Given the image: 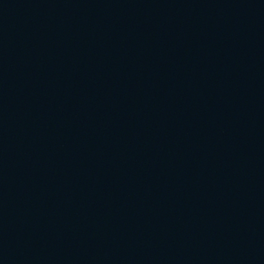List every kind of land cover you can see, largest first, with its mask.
Listing matches in <instances>:
<instances>
[{"label":"water","instance_id":"water-1","mask_svg":"<svg viewBox=\"0 0 264 264\" xmlns=\"http://www.w3.org/2000/svg\"><path fill=\"white\" fill-rule=\"evenodd\" d=\"M0 264H264V0H0Z\"/></svg>","mask_w":264,"mask_h":264}]
</instances>
